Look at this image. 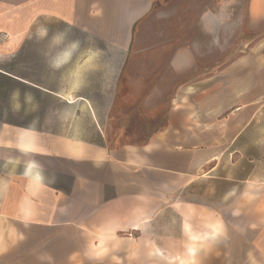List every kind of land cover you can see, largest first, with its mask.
<instances>
[{"label": "crops", "instance_id": "0c3cea01", "mask_svg": "<svg viewBox=\"0 0 264 264\" xmlns=\"http://www.w3.org/2000/svg\"><path fill=\"white\" fill-rule=\"evenodd\" d=\"M178 2L0 0V264L25 255L28 232L61 225L89 237L90 259L118 232H147V264L194 259L197 235L185 258L166 232H204V220L212 240L237 220L264 232V0ZM144 19L158 59L176 64L130 106L141 92L125 62ZM55 27L71 39L45 53L60 42L39 31ZM221 44L247 47L221 69ZM117 105L121 121L150 112L117 138L143 143H110Z\"/></svg>", "mask_w": 264, "mask_h": 264}, {"label": "rangeland", "instance_id": "374dc122", "mask_svg": "<svg viewBox=\"0 0 264 264\" xmlns=\"http://www.w3.org/2000/svg\"><path fill=\"white\" fill-rule=\"evenodd\" d=\"M179 0H165L166 3L172 5L178 4ZM136 36H139V44L134 50L130 48L125 62V67L128 68L130 74L127 78L126 84L134 85L136 92L135 99L131 100L128 105L133 106L139 101L141 97L150 90L151 86L155 84L157 78L154 73L160 72L165 68H168L169 64L175 65V62H169L163 59H158L164 54L163 46H156L149 44L148 42V21L144 19L139 25V29H135ZM248 33V32H247ZM245 30H241L240 36L245 35ZM247 35V34H246ZM264 36V29L261 34ZM39 36H44L46 39L52 38L53 40L58 38L60 45H51L47 42L44 43L43 49L45 53H50L51 49H56L62 53L67 49V45L63 44L67 41V38L71 39V32L63 28L41 29ZM57 37V38H56ZM91 43L82 45L83 51H89ZM176 45L173 44L172 48ZM247 46L242 44H221L220 45V68L223 69L229 63L225 60V56L229 53H238L246 51ZM168 49H171L170 47ZM192 65H196L195 62H191ZM178 65V62H177ZM194 67V66H193ZM62 79V78H61ZM64 79V78H63ZM120 109L114 110L113 121L116 123L112 125L113 133H116V140L111 141L112 145L120 143L128 144H141V140H132L133 137L140 136L135 130L129 133V140L117 141L120 136L119 133L125 127L128 120L133 122H140V126L144 123V127L148 124L149 115L148 110L131 109L128 111V116L121 121L118 116ZM157 113L162 118V110ZM139 113V114H138ZM139 115V117H132L130 115ZM120 122V123H119ZM140 128L139 125L133 129ZM259 196V195H257ZM255 196L253 195L252 198ZM254 200V199H253ZM231 223V222H230ZM238 229L242 231V222L236 221ZM259 221H253L252 232H218V238L212 240L209 238L214 232H207L211 227L212 222L204 220L203 229L204 232H166V244L177 245L182 252L179 254L186 258V246L189 244V239L192 235H197L200 239L198 242L201 244L198 248V254L194 259H189L185 264H264V255L259 252L258 245L260 238L264 235V232H260ZM178 222H176L177 226ZM199 225V223H198ZM239 225V226H238ZM201 226V225H199ZM208 237V238H207ZM164 239V238H162ZM161 242V243H160ZM96 243V239L90 242L91 245ZM163 241L158 240V244L162 245ZM26 251L21 252L20 257L13 255L11 263L6 264H147V246L148 236L147 232H139L134 234L132 232H118L115 236L106 239L97 247L102 246V250L96 254H92L91 259L89 254L85 252L86 246H89V237H84L82 233L71 232V228L66 225H61L56 228H46L44 232H28ZM96 245V244H95ZM180 245V246H179ZM24 250V245L22 246Z\"/></svg>", "mask_w": 264, "mask_h": 264}, {"label": "built area", "instance_id": "2783aa9c", "mask_svg": "<svg viewBox=\"0 0 264 264\" xmlns=\"http://www.w3.org/2000/svg\"><path fill=\"white\" fill-rule=\"evenodd\" d=\"M4 38H6V36H5V35L3 36V39H4Z\"/></svg>", "mask_w": 264, "mask_h": 264}]
</instances>
